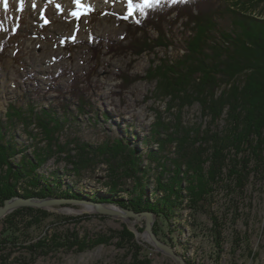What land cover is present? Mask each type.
I'll use <instances>...</instances> for the list:
<instances>
[{
  "label": "rangeland",
  "instance_id": "1",
  "mask_svg": "<svg viewBox=\"0 0 264 264\" xmlns=\"http://www.w3.org/2000/svg\"><path fill=\"white\" fill-rule=\"evenodd\" d=\"M215 1L216 11L222 8V2L224 8L234 7L232 0ZM166 2L171 4V0H161L159 5L144 7L143 11L142 0H132L131 6L128 0H90L84 11H79L73 0H24L23 5L19 0H8L7 8L0 2V116L4 130L10 128L7 112L12 105L22 104L31 115L28 101L37 105V112L49 103L64 125L57 133L66 145L62 155L74 157L72 161H58L51 156L35 170L37 175L30 173L33 178L29 177L23 161H27V155L35 159V148L42 152L47 146L38 134L39 127L16 121L11 134L16 136L17 149L10 162L23 176L12 179L17 184L15 196H54H26L25 184L33 181L39 185L34 191L43 188L57 193L56 186H60L64 192H59L72 191V200L86 193L93 203L111 204L116 193L118 207L155 213L157 237L186 257L187 263L264 264V177H255L240 191H233L231 180V185L227 179L216 180L209 201L194 207L184 189V197L173 194L172 202L165 203L167 191L159 190L157 176L162 174L164 186L170 187L174 185L173 170L160 173L159 160L148 163L145 152L164 155L171 166L172 157L167 155H172L173 148L161 150L153 137L158 130L167 136V127L178 130V126L187 125L190 129L202 124L205 128L210 121V116L202 114L199 102L182 107L167 96L165 82L158 77L164 63L177 61L185 54L192 35L182 20H177L176 12H166ZM156 10L160 12L154 14ZM73 11L84 14L77 18ZM225 11L215 18L221 28L228 29L232 20ZM70 86L88 91L91 106L87 103L86 110L80 111L77 97L59 94V89L67 92ZM63 101L72 104L68 110L62 106ZM116 137L125 138L130 147L143 152V169L151 167L139 193H132L138 183L131 178L126 179L127 184L115 187L114 169L99 161L102 154L94 152L107 141L113 144ZM82 148H86L82 155L91 162L78 174L72 162L79 158ZM4 168L0 167V177L5 175L7 166ZM66 195L52 198L65 199ZM77 199L48 209L23 206L1 218L0 241H6L15 230L14 237L19 239L15 243L1 242L0 264H179L153 243L145 219L95 213V206L85 207ZM129 201L130 206L134 202L143 206L136 210L133 205L127 206ZM36 218L39 220L35 224L27 222ZM56 233L92 246L43 251L31 248Z\"/></svg>",
  "mask_w": 264,
  "mask_h": 264
},
{
  "label": "trees",
  "instance_id": "2",
  "mask_svg": "<svg viewBox=\"0 0 264 264\" xmlns=\"http://www.w3.org/2000/svg\"><path fill=\"white\" fill-rule=\"evenodd\" d=\"M231 2L233 8H224L222 2L219 11H216L215 0H177L171 4L166 2L169 5L166 12H176L177 20H182L192 35L187 41L185 54L177 61H164L166 63L159 68L163 72H159L158 77L160 81L165 82L167 96L175 98L182 107L199 102L202 114L210 116V121L205 128L202 124L191 126L190 129L187 125H182L178 126V130L172 126L167 127V136H164L163 132L160 133V130L154 134V140L161 145L162 151H165L166 146V149L169 146L173 148L170 150L172 155H167L172 157V167L167 165L164 155L156 153V156H153L150 152H145L149 164L159 160L160 173H168L170 168L173 170L171 178L174 179V185L170 187L164 186L162 174L157 176L159 190L167 191L163 199L165 203L172 202L173 194L184 197V189L190 204H194V207L204 206V203L209 201L207 197L212 194V183L216 180L227 179L229 185L231 180L235 185L233 191H240L255 177H264V0ZM205 7L207 9H204ZM223 9L227 10L225 14H231L232 25L228 29L221 28L219 20L215 18L224 12ZM156 12L160 11L156 10L154 14ZM150 17L153 19L154 16ZM135 39L141 41L138 36ZM58 91L61 92L60 95L69 93L71 97H77L80 111L86 110L87 103L91 106L88 91L85 89L70 86L67 92L61 89ZM28 102L31 115L26 113L22 104L10 107L7 112L10 128L4 130L3 117L0 116V167L2 169L7 166L5 175L0 177L3 178L0 179V205L5 199L18 194L17 184L12 181L23 176L18 169L14 171L10 162V157L17 149L16 136L11 134V128L16 121L28 127L33 123L39 127L38 134L43 137L47 146L42 148V152L35 148V159L26 156L27 161H23L22 167L27 165V168L24 167L27 175L35 174V170L51 156H56L58 161H72L74 158L71 154L62 155L66 151V145L61 142L57 133L64 125L60 122L62 120L54 116L55 108L46 103V106L41 105L42 110L37 112V105ZM68 105L69 101L62 102L66 110ZM221 121H224L223 127ZM30 135L35 136L31 132ZM110 142L101 144L100 150L94 151L97 155H103L99 161L110 164L114 169L112 183L115 187L127 184L126 179L131 178L138 183L133 187L132 193H139L140 188L148 181V172L151 171V167H141L143 152L130 147L123 137H116L113 144ZM82 151H86V148H82L79 158L72 162L74 173L79 174L83 168L90 166V158L82 155ZM31 176L33 178V175ZM25 185L28 187L26 196L54 194L52 190L46 191L43 188L34 191L39 188L36 181L29 186ZM71 192L69 190V193ZM138 203H131L132 208L140 210L142 207L139 206L143 205ZM127 206H130V201ZM37 211L41 210L35 209V212ZM37 220L39 219L27 222L35 224ZM15 231L6 241H0V244L15 243L19 239L14 237L17 235ZM72 245H79L83 249L92 246L87 242H79L73 236L66 235L65 238L61 233L53 234L50 238L47 235L30 246L43 251V248L54 250Z\"/></svg>",
  "mask_w": 264,
  "mask_h": 264
},
{
  "label": "water",
  "instance_id": "3",
  "mask_svg": "<svg viewBox=\"0 0 264 264\" xmlns=\"http://www.w3.org/2000/svg\"><path fill=\"white\" fill-rule=\"evenodd\" d=\"M77 202L76 199L72 200L69 198H52V197H23V196H13L11 198L5 199L4 203L0 205V220L4 216L8 215L12 211L20 207H36V208H50L56 204H71ZM94 211L95 213H107L114 216H123L124 218L130 219L134 217L136 220L140 221L142 219L146 220V231L149 233L153 243L165 251L167 254L174 257L179 264H190L187 263L186 260L179 255L173 246L165 243L161 239H159L154 231V221L156 219V214L152 211H135L132 209H126L121 207H116V205L106 204L102 202L94 203ZM89 211V210H88Z\"/></svg>",
  "mask_w": 264,
  "mask_h": 264
},
{
  "label": "bare ground",
  "instance_id": "4",
  "mask_svg": "<svg viewBox=\"0 0 264 264\" xmlns=\"http://www.w3.org/2000/svg\"><path fill=\"white\" fill-rule=\"evenodd\" d=\"M82 2H83V5L85 6V7H83V8H81L80 6H79V11H84V10H86L89 6H90V0H82ZM184 16V15H183ZM185 20V19H184ZM16 28V27H15ZM198 38V37H197ZM216 69V68H215ZM212 77V76H211ZM26 128V127H25ZM239 151H241V150H239ZM195 157V156H194ZM111 170V169H110ZM205 176V175H204ZM28 182V181H27ZM54 183L55 182H53L52 181V185H54ZM179 183V182H178ZM29 185H30V183H28ZM27 184V185H28ZM54 186H56V184L54 185ZM50 188H51V184H50V186H49ZM61 189L62 190V188H60V186H56V190H55V192H57V193H54L53 195L54 196H49V197H55V196H58V197H60V195L58 194V193H60L61 195L63 194V195H65V194H67V197L66 198H68V196H69V199H72L71 197H70V193H68V192H65V193H62V192H64V190H62V192L60 191L59 192V190ZM190 191V190H189ZM115 193V192H114ZM70 194V195H69ZM117 194L115 193V196H116ZM72 196V195H71ZM115 196H112V199H114V200H111V205L112 204H115L116 206H118L119 204H117L118 202V197L117 198H115ZM23 197H25V196H23ZM34 197V196H33ZM36 197V196H35ZM76 199H77V197H75ZM182 198V197H181ZM94 199V198H93ZM197 199V198H196ZM77 200H80V202L81 203H83V204H85V207H92V206H95V205H93L94 203L93 202H91L90 200H91V196L89 195V194H83V195H81L80 196V198H78ZM95 200V199H94ZM182 200V199H181ZM102 203H106V201H102ZM72 204V203H71ZM106 204H108V203H106ZM152 204V203H151ZM156 205V204H155ZM158 208V207H157ZM159 209V208H158ZM157 210V209H156ZM11 214V213H10ZM165 214V213H164ZM168 217V216H167ZM181 223V222H180ZM221 242V241H220ZM183 257V256H182ZM185 259H186V257H185ZM193 264V263H192Z\"/></svg>",
  "mask_w": 264,
  "mask_h": 264
},
{
  "label": "snow or ice",
  "instance_id": "5",
  "mask_svg": "<svg viewBox=\"0 0 264 264\" xmlns=\"http://www.w3.org/2000/svg\"><path fill=\"white\" fill-rule=\"evenodd\" d=\"M0 2L3 3V5H4L5 8L8 7V0H0ZM23 2H24V0H19L20 5H23ZM73 2H74L76 5L80 6L81 8L85 7V6L83 5L82 0H73ZM128 2H129V5L131 6V4H132V0H128ZM160 2H161V0H142V3H141V11H143V8H144V7H149V8H151L153 5H159ZM171 2H172V3H175V2H177V0H171ZM33 7H35L34 4H33ZM57 7L59 8L60 6L57 5ZM83 14H84L83 12H76V11H73V13H72V15L77 16V18H79V16H80V15H83ZM129 14H130V15L132 14L131 11H130ZM125 18H127V17H125ZM45 23H48V21H47L46 19H45Z\"/></svg>",
  "mask_w": 264,
  "mask_h": 264
}]
</instances>
